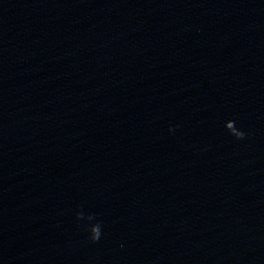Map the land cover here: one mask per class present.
Segmentation results:
<instances>
[{
  "label": "water",
  "instance_id": "1",
  "mask_svg": "<svg viewBox=\"0 0 264 264\" xmlns=\"http://www.w3.org/2000/svg\"><path fill=\"white\" fill-rule=\"evenodd\" d=\"M0 264H264V0H0Z\"/></svg>",
  "mask_w": 264,
  "mask_h": 264
}]
</instances>
